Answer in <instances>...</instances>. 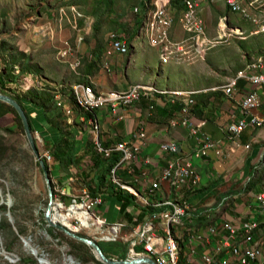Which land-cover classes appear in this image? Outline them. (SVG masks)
I'll list each match as a JSON object with an SVG mask.
<instances>
[{
    "label": "built area",
    "instance_id": "2783aa9c",
    "mask_svg": "<svg viewBox=\"0 0 264 264\" xmlns=\"http://www.w3.org/2000/svg\"><path fill=\"white\" fill-rule=\"evenodd\" d=\"M209 4L220 5L223 9L219 17V32L214 36L208 35L203 16L205 6ZM131 13L132 17L139 15L138 21L134 18L129 20L135 31L133 40L139 45L155 48L161 65H180L184 61L203 59L224 35L246 37L264 33V0H145L143 5H133ZM231 15L236 19L230 26ZM241 22L251 26L248 32L241 27ZM220 24L223 25L220 27ZM78 40H81L80 35ZM108 42L102 61L107 69L108 56L128 54L133 43L129 42L128 32L120 27L108 33ZM72 52V47L65 43V47L59 49L57 54L64 59ZM13 70L15 74L20 73L18 66ZM28 76L32 78L29 84H26L24 76L22 80L4 83V87L12 94H21L31 86L43 87L37 74L29 73ZM241 82L249 84L251 88L240 96L237 110L230 115V120L223 128V142L219 143L204 134V121L194 114L195 95L201 91L199 89L131 83L123 89L97 90L90 82L78 81L67 88L72 97L70 102L62 91L65 87L57 86L53 90L55 104L65 114L72 112L73 105L86 113L102 108L112 120L124 121L134 103L142 96L149 97V112L159 105H165L167 101L176 104L174 115L167 121V130L185 128L187 134L195 138L196 145L191 150H184L175 140L161 143L160 152L164 156L161 157L159 171L155 173L151 169L150 158L141 153L147 140L144 128H137L128 139L103 144L98 138L100 124L96 118L90 117L95 134L93 153L109 161V165L106 164V181L114 189L130 194L134 203L130 208L125 207L119 218L108 221L95 208L103 200L99 191L92 190L96 187L95 180L91 183L88 178L80 179L83 184L79 193L66 192L52 182L53 213L60 211L67 214L73 226H81L84 219L88 224L85 228L95 234L98 240L126 245V257H150L156 264H195V249L188 244L199 235L186 222L188 215L196 210L188 202L187 194L195 190L200 179L192 157H204L211 150L223 156L220 143L238 145L245 128L264 124V54L237 69L225 83L210 89L230 99L238 93ZM41 157L47 164L53 158L49 150H45ZM262 159L264 168V154ZM85 162L86 171L92 172L93 156L86 157ZM254 200L264 216V185L254 194ZM224 226L227 233L217 238L213 252L201 255L200 264H264V235L258 233L257 221L247 219L238 225L226 223ZM126 227L131 228L129 237L123 234ZM209 230L215 232L213 227H209Z\"/></svg>",
    "mask_w": 264,
    "mask_h": 264
},
{
    "label": "crops",
    "instance_id": "0c3cea01",
    "mask_svg": "<svg viewBox=\"0 0 264 264\" xmlns=\"http://www.w3.org/2000/svg\"><path fill=\"white\" fill-rule=\"evenodd\" d=\"M139 1V5L145 2V0ZM211 8L212 4H209L203 10L206 23L208 15L212 12ZM131 18L138 21L139 15H133ZM129 20L126 27H119L128 32L129 42H133L131 49L125 55L108 56V69L102 64L106 48L104 45L98 48L91 42L86 44L74 40L70 42L73 52L62 59L55 52L54 46L57 40L55 42L51 40L53 42L51 43L48 38L42 39L44 34L42 31L34 33L33 40L19 47V50L33 55V62L40 68L37 75L43 85L41 88L31 86L23 90L20 94L22 108L40 153L49 150L52 154L53 158L48 164L51 181L66 192L80 189L73 185L78 179L88 178L92 183L94 180L97 181L98 175L104 171L95 165L92 169L93 173H88L85 169L86 157L94 154L92 144L95 134L92 131L90 117L96 118L100 124L98 138L103 144L128 139L137 128H144L147 140L141 153L150 158L151 169L155 173L159 171L161 157L164 156L160 152L161 143L171 139L175 140L182 149L191 150L196 145V141L183 127L167 130V121L174 115L176 104L167 101L165 105H159L149 112V97L142 96L134 103L129 116L124 121L112 120L102 108L86 113L73 105L72 112L65 114L55 104L53 90L57 86L65 87L62 91L70 102L72 97L68 94L67 88L78 81L90 82L97 90L123 89L131 83H154L161 86L167 84L170 88L199 89L201 91L195 95L194 114L204 121V134L218 143L223 142V128L230 120V115L237 110L240 96L251 88L249 84L241 82L238 93L233 98L227 99L221 92H214L208 87L212 85L211 83H225L233 73L220 79L212 76L209 78L197 70V65L201 66L199 61L192 68L185 65L189 61H184L180 65L172 63L161 65L155 48L139 45L133 40L135 31ZM107 39L106 35L104 44ZM64 47L65 45H62L59 48ZM7 52L0 48V76L6 81L5 83L22 80L24 76L26 84L31 83L32 78L28 76L29 72L23 69L24 64L18 66L19 64L14 60L12 64H6L5 61L8 59L4 60V54ZM11 52L13 51L7 54L11 55ZM15 66L20 68L19 74L14 73ZM191 71L196 73L195 83L185 81L179 75ZM169 72L172 75L164 78L165 73ZM0 101V136L4 138L9 134H15L26 141L27 138L18 128L9 104ZM219 145L224 152L223 156L211 150L204 157H192L200 179L195 190L187 194L188 202L196 210L188 215L186 222L199 235L188 244L195 249V264H200L203 253L213 252L217 238L227 233L224 226L226 223L238 225L243 220H255L259 225L258 233L264 235V216L254 200V194L264 185L262 161L264 124L260 127L245 128L241 132L238 145L230 146L226 143ZM113 187L106 179L100 187H96L103 200L95 208L108 221L119 218L123 210L121 207L123 200L116 197ZM133 203V199L130 200L127 204L128 208L132 207ZM209 227H213L215 232H211ZM232 264L236 263L232 262Z\"/></svg>",
    "mask_w": 264,
    "mask_h": 264
},
{
    "label": "rangeland",
    "instance_id": "374dc122",
    "mask_svg": "<svg viewBox=\"0 0 264 264\" xmlns=\"http://www.w3.org/2000/svg\"><path fill=\"white\" fill-rule=\"evenodd\" d=\"M139 2L0 0V48L7 50V53L13 51L11 55L5 53L4 60L8 59L6 64H12L14 60L18 66L36 64L33 62V55L19 50V47L27 45L34 39V33L42 31V39L48 38L51 43L57 40L54 46L56 54L65 42L72 47L70 42L74 40L86 44L91 42L98 48L103 45L107 47L109 42L107 39L104 44L105 36L108 37V33L119 26L126 27L132 17V6ZM222 10L220 5L212 4V12L207 19L209 36L218 34ZM235 19L230 16V26ZM240 24L247 32L251 28L248 23ZM78 35L81 40H78ZM221 38L222 36L219 37ZM261 54H264V33L246 37L224 35L221 41L208 50L203 59H192L185 65L192 68L199 61L201 66L197 65L198 71L209 78L212 76L220 79L234 73ZM157 74H160L159 70ZM195 74V71L179 73L183 80L191 83L196 82ZM169 75H172L171 72L165 73L164 78ZM219 83L222 82L211 83L208 89ZM157 86L170 88L167 84ZM81 181L78 179L73 185L79 188L83 184ZM52 191L54 194V190ZM70 192L79 193V189ZM48 199L45 178L28 141L15 134L4 138L0 136V264H106L97 258L90 246L47 223L43 212ZM53 205L52 203V213ZM60 218L67 220L64 215ZM75 227L79 233L103 242L85 227L79 224ZM130 232L131 228L126 227L123 230L126 237L132 234ZM109 244L114 245V242Z\"/></svg>",
    "mask_w": 264,
    "mask_h": 264
},
{
    "label": "water",
    "instance_id": "95a60500",
    "mask_svg": "<svg viewBox=\"0 0 264 264\" xmlns=\"http://www.w3.org/2000/svg\"><path fill=\"white\" fill-rule=\"evenodd\" d=\"M0 100L9 104L18 113V115L21 119L22 125H23V131H24V134L27 138L28 144H29L32 152L34 153L35 159L38 161L40 168L42 170L43 176H44L45 181H46L47 190H48V198H49L47 206L43 212L44 218L47 221V223L49 225L55 227V228H58V229L64 231L67 235H69V236L85 243L86 245L90 246L93 249L97 258L103 263H106V264H140V263L156 264L155 261L153 259H151L150 257H133V258L125 257L123 259L109 258L102 251L101 246L97 240L93 239L92 237H90L88 235H83V234L79 233L78 231L70 230L58 222L51 221L50 214H51V207H52V203H53V191H52L53 189H52V183H51L52 181H51V177L49 175V171L45 165V161L41 157V153H40V151H39V149L35 143L34 137H33L32 132H31V128L29 126L27 116H26L22 106L17 102V100L13 96L0 92Z\"/></svg>",
    "mask_w": 264,
    "mask_h": 264
},
{
    "label": "trees",
    "instance_id": "16d2710c",
    "mask_svg": "<svg viewBox=\"0 0 264 264\" xmlns=\"http://www.w3.org/2000/svg\"><path fill=\"white\" fill-rule=\"evenodd\" d=\"M23 69L27 70L29 73H34V74H37L40 70V68L37 66V64H31V63L25 65L23 67ZM5 82L6 81H4L2 79V76H0V92L13 96L17 100V102L22 106L20 94L8 93L9 90L4 87ZM8 106L12 110V112L14 113L15 121H16L18 128L21 131H23V125H22V122H21V119H20L18 113L16 112V110L13 107H11L10 105H8ZM194 112H196L195 109H194ZM35 143H36V141H35ZM92 156L94 159V165L100 167L102 170L104 169V171H102L98 175V179H97L96 184H95L96 187L97 186L100 187L104 182V179H105V176H106V173L108 170V167L106 164L108 163V165H109V161L104 160V159H100L97 155H94V154ZM45 165L49 171L48 164L46 162H45ZM96 187L92 189L93 192L96 191ZM112 187H113V185H112ZM112 189L114 190V194L116 195V197L120 200L121 199L123 200L121 207L124 209L127 206V204L130 202V200H132V196L130 194H128L126 191H123L121 189H114V187ZM99 244L101 246L102 251L109 258L114 257V258H118V259H123L126 257V246L124 244L114 243V245H110L109 243H105V242H99Z\"/></svg>",
    "mask_w": 264,
    "mask_h": 264
},
{
    "label": "bare ground",
    "instance_id": "6f19581e",
    "mask_svg": "<svg viewBox=\"0 0 264 264\" xmlns=\"http://www.w3.org/2000/svg\"><path fill=\"white\" fill-rule=\"evenodd\" d=\"M223 24H220V27L222 26ZM222 36V35H221ZM65 216L67 220H63L60 218V216ZM50 219L51 221H54V222H58L60 223L61 225L65 226L66 228L70 229V230H73V231H77L78 228H76L75 226H73L69 221H68V216L67 214L65 213H62V212H57V213H54V217H53V213L51 212L50 214ZM85 226H88V224L86 225V222L84 221V219H82V223H81V227H85Z\"/></svg>",
    "mask_w": 264,
    "mask_h": 264
}]
</instances>
